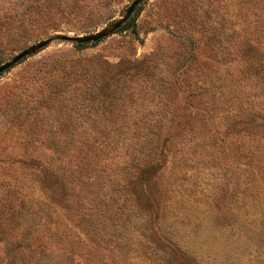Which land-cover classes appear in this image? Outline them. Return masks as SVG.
I'll use <instances>...</instances> for the list:
<instances>
[{"label": "rangeland", "instance_id": "rangeland-1", "mask_svg": "<svg viewBox=\"0 0 264 264\" xmlns=\"http://www.w3.org/2000/svg\"><path fill=\"white\" fill-rule=\"evenodd\" d=\"M133 0H0V65ZM0 74V264H264V0H142Z\"/></svg>", "mask_w": 264, "mask_h": 264}, {"label": "water", "instance_id": "water-1", "mask_svg": "<svg viewBox=\"0 0 264 264\" xmlns=\"http://www.w3.org/2000/svg\"><path fill=\"white\" fill-rule=\"evenodd\" d=\"M142 2V0H133L132 3L128 6L125 14L112 22L109 26L104 27L103 29L90 34L85 35H69V34H59L53 37H49L43 40H40L15 54L10 60L2 63L0 65V74L13 67L18 62L22 61L26 57L37 53L38 51L47 47L50 42L54 39H61L63 41H74L79 44L96 42L99 41L109 34L115 32L118 28H120L134 13L136 7Z\"/></svg>", "mask_w": 264, "mask_h": 264}, {"label": "trees", "instance_id": "trees-1", "mask_svg": "<svg viewBox=\"0 0 264 264\" xmlns=\"http://www.w3.org/2000/svg\"><path fill=\"white\" fill-rule=\"evenodd\" d=\"M80 46H83L84 44H79Z\"/></svg>", "mask_w": 264, "mask_h": 264}]
</instances>
